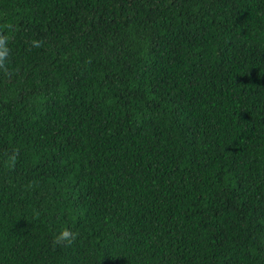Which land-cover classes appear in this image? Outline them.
<instances>
[{
  "label": "trees",
  "instance_id": "trees-1",
  "mask_svg": "<svg viewBox=\"0 0 264 264\" xmlns=\"http://www.w3.org/2000/svg\"><path fill=\"white\" fill-rule=\"evenodd\" d=\"M0 35V264H264V0H0Z\"/></svg>",
  "mask_w": 264,
  "mask_h": 264
},
{
  "label": "clouds",
  "instance_id": "clouds-1",
  "mask_svg": "<svg viewBox=\"0 0 264 264\" xmlns=\"http://www.w3.org/2000/svg\"><path fill=\"white\" fill-rule=\"evenodd\" d=\"M8 38L4 35H0V70L7 71L6 61L8 59L10 49L7 46ZM34 46L39 47V43L34 42ZM13 162L15 161V156L10 158ZM77 238L76 234L68 229H63L55 237L54 244L62 245L65 242L71 244Z\"/></svg>",
  "mask_w": 264,
  "mask_h": 264
}]
</instances>
